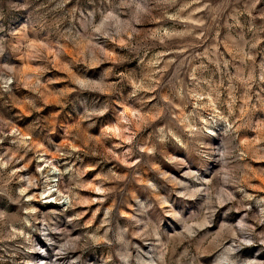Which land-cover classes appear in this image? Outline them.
Here are the masks:
<instances>
[{
  "label": "rangeland",
  "instance_id": "obj_1",
  "mask_svg": "<svg viewBox=\"0 0 264 264\" xmlns=\"http://www.w3.org/2000/svg\"><path fill=\"white\" fill-rule=\"evenodd\" d=\"M0 264H264V0H0Z\"/></svg>",
  "mask_w": 264,
  "mask_h": 264
}]
</instances>
